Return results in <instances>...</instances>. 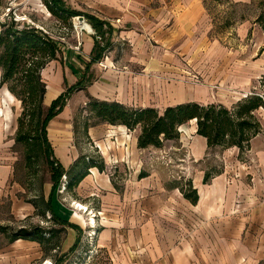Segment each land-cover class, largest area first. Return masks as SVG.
<instances>
[{
  "label": "crops",
  "instance_id": "0c3cea01",
  "mask_svg": "<svg viewBox=\"0 0 264 264\" xmlns=\"http://www.w3.org/2000/svg\"><path fill=\"white\" fill-rule=\"evenodd\" d=\"M64 1L69 9L82 15L79 17H84L87 22V17H94L106 24V31L111 29L107 34L111 45L100 61L108 68L102 69L98 66L99 63L86 68L95 46L93 35L86 37L83 54L80 55L64 50L59 43L60 58L50 64L59 62L62 74L50 84L43 79L47 86L45 103L48 96H51L49 107L68 88L87 76L92 77V82L84 90L75 93L86 91L93 100L117 103L131 109H156L149 101H143L138 83L145 79L147 82L151 80L143 76L145 73H159L171 68L175 54L185 52L191 46L200 50L204 56L209 51V56L213 59L215 80L218 79V71H221L218 79L220 86L247 91L250 82L253 83L264 75V47L250 61H240L244 66H239L235 55L237 52H231L220 40L212 38L214 25L210 6L211 3L220 5L215 0ZM252 2L253 0H229L231 4ZM42 5L45 6L43 0ZM36 28L49 34L42 27ZM251 29L250 21L244 20L238 25L231 24L227 27L225 36L227 40L233 41L232 37L236 32L239 38L246 39ZM117 68L119 70H115ZM237 68H246L249 72L240 80L233 72H225ZM66 70L68 73H64ZM186 103L169 105L163 112L169 107ZM257 115L262 131L253 139L250 149L246 150V163L238 160V148L226 149L237 152L226 173L212 176L207 184L204 183L205 174L191 179L199 195L196 205L181 193L180 181H170L172 185L168 189L164 185L157 188L155 184H151V176H142V153L153 147L138 148L139 129L132 132L123 126L103 123L106 127L102 131L95 128V135L103 137L98 149L101 150L107 169L110 170L113 166L117 170L128 167L129 174L114 179L109 172L101 174L93 169L80 183L76 191L77 197L71 200L70 208L75 211L74 203H81L88 207L89 212L102 217L107 224L104 226L102 246L113 248L117 264H262L264 108ZM67 118L68 106L51 121L48 135L50 127L62 126ZM10 121L11 125L1 128L0 144L4 145V135L14 127L13 115ZM194 122L182 126L180 132L182 134L184 127L191 126V134L198 143L194 144L193 151L200 160L209 147L207 140L197 134ZM168 142L172 141L166 143ZM54 154L64 169L71 164L72 152L68 155L64 149H60L55 150ZM15 165L16 161L9 152H0V199L11 197L14 202L12 213L15 210L27 217L34 214L35 208L33 205L14 201V193L18 192L13 185ZM92 198H96L100 205L93 206ZM56 200L55 194V212L60 205ZM43 258L41 246L29 240L10 241L0 249V264H37Z\"/></svg>",
  "mask_w": 264,
  "mask_h": 264
},
{
  "label": "rangeland",
  "instance_id": "374dc122",
  "mask_svg": "<svg viewBox=\"0 0 264 264\" xmlns=\"http://www.w3.org/2000/svg\"><path fill=\"white\" fill-rule=\"evenodd\" d=\"M215 2L220 5L211 3L210 6L214 25L212 38L220 40L231 52L233 50L237 52L235 53L237 64L244 66L240 61H250L264 47V31L256 22V19L264 13V0H253L251 4H231L229 0ZM48 12L42 5V0H0V31L3 25L12 21H15L20 27H42L61 44L64 50L74 51L78 55L83 54V43L89 34L85 31L81 33V29H77L72 19L60 20ZM244 20L250 21L252 26L250 35L246 39H241L235 32L232 37L234 40H227L226 28L231 24L232 26L238 25ZM88 24L86 23V25ZM92 31L93 29L89 32ZM205 54L206 56L191 46L187 51L175 54L174 64L171 68L159 73L153 71L143 74L145 78L151 79L148 80L149 82L145 79L138 83L142 90L143 101L147 100L155 105L159 112H163L169 105L186 102H197L204 105L222 103L232 109L252 95H263L264 75L260 79L254 80L253 83L250 82L247 91L220 86L218 79L221 71H218V79L215 80L213 59L209 56V51ZM100 67L108 68L106 64L105 67ZM65 72L68 73L67 70ZM225 72H233L240 80L249 71L246 68H237ZM59 74H62L61 64L55 62L45 69L43 79L50 84ZM10 93L8 87L2 85L0 71V131L1 128L4 129L5 126L11 125L12 115L14 118V127L11 131L8 130V127V132L4 135V145L0 144V152H9L16 161L13 185L16 186L18 192L14 193V201L18 200L21 203L33 205L35 212L27 217L21 216L15 210L12 213L14 202L11 201V197L0 199V227L7 228V234L0 233V249L10 242L13 232L19 231L23 227H27L29 230L40 227L48 233L50 230L56 231L61 241V247L64 248L53 252L52 258H43L37 264H56V260L62 256L65 257L62 264H117L113 248L102 246L106 222L97 213L79 210L78 205L81 203H74L75 211H72L71 200L77 197L78 188L74 190V193L67 190L68 184L74 181L78 174L86 170L89 171V175L93 169H97L101 174L109 172L114 179L129 174L128 167L126 169L118 168V170L116 166L110 167V170L106 167L101 150L98 149L103 137L95 135V128L102 131L106 125L90 110L88 104L93 98L89 97L86 91L75 93L67 104L66 123L59 127H50L48 135L54 151L64 149L68 155L71 152L73 155L71 164L65 166L66 176L63 177L56 193V199L60 202L59 208L56 207V212L61 218L81 227L82 233L80 234L70 228L61 231L63 228L56 225L51 219V213L46 211L44 202L47 201L52 188L50 171L43 155L35 160L30 170H27L25 149L13 142L16 139L17 120L22 114V108L15 96ZM50 99L51 96H48L46 103L44 102L45 112L49 107ZM257 118L260 121L258 115ZM191 131V126L188 125L182 129L180 139L170 143L165 142L164 147L160 149L152 148L143 152L142 176H151V184H155L157 188L164 185V188L168 189L169 185H172L170 181H180L179 183L185 184L199 174L212 177L226 173L230 162L237 155L236 150L229 152L220 147L209 148L206 155L199 160L193 151L194 144L198 143ZM245 152L247 151L240 152L238 155V160L242 163H246L247 160ZM94 165L98 168L92 167ZM91 200L93 206L100 205L96 198ZM93 219L96 222L95 226L92 225ZM45 236L49 237L48 234ZM77 239H80L78 248L70 254V248Z\"/></svg>",
  "mask_w": 264,
  "mask_h": 264
},
{
  "label": "trees",
  "instance_id": "16d2710c",
  "mask_svg": "<svg viewBox=\"0 0 264 264\" xmlns=\"http://www.w3.org/2000/svg\"><path fill=\"white\" fill-rule=\"evenodd\" d=\"M43 3L49 13L60 20L82 16L69 9L64 0H43ZM87 19L95 31V46L91 60L87 63L86 68L88 69L91 65L100 63L109 49L111 39L107 37V34L111 29L108 27L106 31L104 28L106 24L94 17H87ZM256 22L264 31V13L258 17ZM60 55L59 42L42 30L29 26L20 27L15 21L2 26L0 31L2 85L8 87L9 91L21 102L22 108V114L18 119L16 144L25 149L27 170L33 167L36 159H39L41 155L44 156L52 184L51 194L44 202L46 211L51 213L53 222L63 228L61 231L70 228L81 234V227L61 218L53 207V198L63 177L66 176V170L55 157L48 136V126L65 109L75 92L87 88L92 82V77L85 76L75 86L68 88L52 102L45 112L47 86L43 81L42 72L51 62L59 60ZM88 105L91 112L103 123L123 126L128 131L139 129V149L150 147L160 149L165 142L178 140L181 127L195 121L197 134L207 140L209 148L220 147L225 150L238 148L242 153L250 149L251 142L262 131V125L256 114L264 108V93L263 95H252L232 109L221 104L202 105L192 102L169 107L161 113L154 108L131 109L117 103L109 104L93 99ZM87 176H89L88 170L78 174L76 179L68 184L67 190L74 193V190ZM210 179L209 175H205L204 183L207 184ZM179 189L192 204L198 203L199 195L191 180L181 184ZM0 233L7 234V228L0 227ZM46 234L49 237L45 236ZM19 239L38 243L43 249L44 258H52L51 254L59 251L62 246L56 231L50 230L48 233L40 227L30 230L24 227L13 232L10 241L14 242ZM79 243L80 239H77L70 249V254L77 250ZM64 261L65 257L62 256L56 260V264H62Z\"/></svg>",
  "mask_w": 264,
  "mask_h": 264
},
{
  "label": "bare ground",
  "instance_id": "6f19581e",
  "mask_svg": "<svg viewBox=\"0 0 264 264\" xmlns=\"http://www.w3.org/2000/svg\"><path fill=\"white\" fill-rule=\"evenodd\" d=\"M88 24V23H87ZM76 26H77V29H81V31L82 30H86V31H91L92 30V28L89 26V24L88 25H86V23L85 24H79V23H76ZM76 206V205H75ZM78 209L79 210H81V211H83V212H87V211H89V209L87 210V207L85 206V205H82V204H79L78 205ZM86 215V214H85ZM92 219V218H91ZM90 222V221H89ZM89 222H88V224H89ZM94 224H96V222H95V220L93 219L92 220V225H94ZM95 226V225H94ZM93 226V227H94ZM95 228V227H94Z\"/></svg>",
  "mask_w": 264,
  "mask_h": 264
},
{
  "label": "built area",
  "instance_id": "2783aa9c",
  "mask_svg": "<svg viewBox=\"0 0 264 264\" xmlns=\"http://www.w3.org/2000/svg\"><path fill=\"white\" fill-rule=\"evenodd\" d=\"M72 20L74 21V25H75L76 23H79V24H85V23H88L87 20H86L84 17H76V18H73ZM75 28H76V26H75ZM84 31L87 32L89 35H93V36L95 35V32H94V31H92V32L90 33V32H88V31H86V30H82V31H80V32L83 33ZM99 64H100V66L105 67V63L100 62Z\"/></svg>",
  "mask_w": 264,
  "mask_h": 264
}]
</instances>
